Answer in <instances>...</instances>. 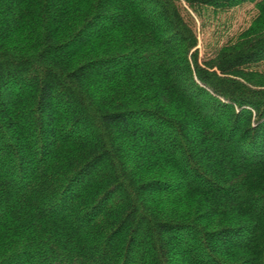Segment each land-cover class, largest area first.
I'll return each instance as SVG.
<instances>
[{
	"label": "trees",
	"instance_id": "obj_1",
	"mask_svg": "<svg viewBox=\"0 0 264 264\" xmlns=\"http://www.w3.org/2000/svg\"><path fill=\"white\" fill-rule=\"evenodd\" d=\"M0 264H264V0H0Z\"/></svg>",
	"mask_w": 264,
	"mask_h": 264
},
{
	"label": "rangeland",
	"instance_id": "obj_2",
	"mask_svg": "<svg viewBox=\"0 0 264 264\" xmlns=\"http://www.w3.org/2000/svg\"><path fill=\"white\" fill-rule=\"evenodd\" d=\"M254 15V7L246 4L227 13L219 14L215 18L211 16L208 20L205 18L202 20L203 23L195 18L194 23L200 57H203L206 52L210 53V48L218 42L222 44L234 38L248 26Z\"/></svg>",
	"mask_w": 264,
	"mask_h": 264
}]
</instances>
